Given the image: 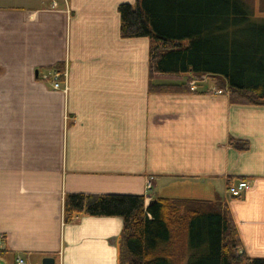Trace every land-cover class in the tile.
<instances>
[{"label": "crops", "instance_id": "obj_1", "mask_svg": "<svg viewBox=\"0 0 264 264\" xmlns=\"http://www.w3.org/2000/svg\"><path fill=\"white\" fill-rule=\"evenodd\" d=\"M121 3L0 0V259L119 264L122 219L65 223L66 193L219 195L245 256L264 259V105L149 92V42L120 37ZM57 63L65 93L41 78ZM228 178L246 180L240 197Z\"/></svg>", "mask_w": 264, "mask_h": 264}, {"label": "trees", "instance_id": "obj_2", "mask_svg": "<svg viewBox=\"0 0 264 264\" xmlns=\"http://www.w3.org/2000/svg\"><path fill=\"white\" fill-rule=\"evenodd\" d=\"M117 13L121 38L148 39L149 92H196L189 82L204 77L211 85L202 92L221 90L232 104L264 105V0H134L119 4ZM228 144L248 148L242 139L230 137ZM62 208L65 223L120 217L119 264H264L243 253L219 195L147 202L142 195L66 193Z\"/></svg>", "mask_w": 264, "mask_h": 264}, {"label": "built area", "instance_id": "obj_3", "mask_svg": "<svg viewBox=\"0 0 264 264\" xmlns=\"http://www.w3.org/2000/svg\"><path fill=\"white\" fill-rule=\"evenodd\" d=\"M41 78L43 80H50L53 82V87L55 89H61L64 93L67 90L66 85V71L57 72L55 70L47 73L41 74ZM205 80L204 77H201L200 81ZM196 81L192 80L189 82L190 90H196ZM199 81V80H198ZM214 93H221V91H214ZM150 188V184H147V189ZM247 188V182L244 179H236L232 180L230 184H227L225 192L230 198H238L242 194V192ZM16 264H25L23 258L17 257Z\"/></svg>", "mask_w": 264, "mask_h": 264}, {"label": "rangeland", "instance_id": "obj_4", "mask_svg": "<svg viewBox=\"0 0 264 264\" xmlns=\"http://www.w3.org/2000/svg\"><path fill=\"white\" fill-rule=\"evenodd\" d=\"M46 81H50V80H46ZM196 84L198 85L199 89H201V90H203L206 86H210L211 85L210 81H208L206 79L203 80V81H200V80L196 81ZM214 91H221V90H214ZM215 94L216 95H227L226 92H224V91H221V93H215ZM201 196H205V197H201V198H204V199H211L212 198V195H201ZM0 264H12V262H11L10 259L9 260L0 259ZM180 264H185V262L180 263Z\"/></svg>", "mask_w": 264, "mask_h": 264}, {"label": "water", "instance_id": "obj_5", "mask_svg": "<svg viewBox=\"0 0 264 264\" xmlns=\"http://www.w3.org/2000/svg\"><path fill=\"white\" fill-rule=\"evenodd\" d=\"M41 264H54V259L52 257H44Z\"/></svg>", "mask_w": 264, "mask_h": 264}]
</instances>
